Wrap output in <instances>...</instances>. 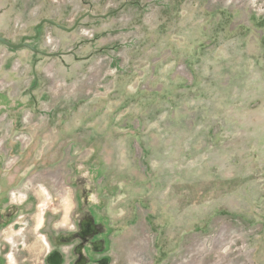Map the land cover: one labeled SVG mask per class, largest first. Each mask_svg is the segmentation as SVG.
Returning a JSON list of instances; mask_svg holds the SVG:
<instances>
[{
  "label": "rangeland",
  "instance_id": "1",
  "mask_svg": "<svg viewBox=\"0 0 264 264\" xmlns=\"http://www.w3.org/2000/svg\"><path fill=\"white\" fill-rule=\"evenodd\" d=\"M47 18H82L77 47L100 50L70 80L44 70L40 103L0 116V264L8 251L49 264L56 249L69 264L95 214L110 237L93 264H264V0H0V37L21 42ZM54 28L30 44L60 52ZM10 52L0 43V64Z\"/></svg>",
  "mask_w": 264,
  "mask_h": 264
},
{
  "label": "crops",
  "instance_id": "2",
  "mask_svg": "<svg viewBox=\"0 0 264 264\" xmlns=\"http://www.w3.org/2000/svg\"><path fill=\"white\" fill-rule=\"evenodd\" d=\"M41 28L42 26L40 27V29ZM46 29L43 28L42 31L46 32ZM54 29H57L58 32L55 30L51 32L54 34L55 37L61 39V51L57 52L61 54L60 56H50L48 54H54V53H50L42 49L40 50L43 53L38 55H36L35 53L30 55L29 52H25V50H29L27 48H23L25 50L11 49L9 56L6 57V60L0 64V77L3 79V81H8V82L12 81L11 82L12 86L0 90V116L4 113L7 114V117L12 116L10 115L11 112H15V111L23 112L25 108L37 106L40 103L41 98L38 99L37 96H39L40 93L41 95H44L46 93L42 91L44 88V83L46 81L44 76L43 77L41 76V73H43L44 70L47 71L49 67L51 68L55 67L56 69L55 71L57 72V74H59L62 78L70 80L73 78V70H75L73 69V64L77 66L79 59L80 60L86 58L93 59L95 58V56H97L96 52L100 50L99 48L100 44L97 40L89 41V43L85 44L87 50L90 53L88 54V56H84L82 54L84 52L82 51V49L86 50V48H83L82 46L77 47L80 44L79 34H76L73 38V31H66L58 27ZM42 31L40 30L41 35H42ZM4 37L11 42L19 43L10 40L6 36ZM73 44H76L77 52L74 51L75 49H73ZM14 58L19 59L25 66V70L21 74L17 73L12 68V62ZM51 60L53 61L52 64L49 63ZM114 64H116V66L120 65V61L115 60ZM76 73L77 72L75 71L74 76L76 75ZM153 92L159 93L160 91L155 90ZM47 99L48 97L44 96V100L46 101ZM78 99H74V100L77 101ZM6 119L7 118H5V120ZM5 120H2L0 118V121H5ZM3 125H2L3 127L2 129L5 133H8L9 136L14 134L13 120L11 121V124L8 122L6 127H4ZM22 129H27V127L26 128L21 127L20 131L19 130L17 131L22 132L21 131ZM100 175H102V173H100Z\"/></svg>",
  "mask_w": 264,
  "mask_h": 264
},
{
  "label": "flooded vegetation",
  "instance_id": "3",
  "mask_svg": "<svg viewBox=\"0 0 264 264\" xmlns=\"http://www.w3.org/2000/svg\"><path fill=\"white\" fill-rule=\"evenodd\" d=\"M86 217V219L82 222L84 223L81 227L82 229V236L81 238L84 239L82 245H79V242L76 241L74 246L71 248V257L69 258V264H93L94 262L98 261V257L101 255L106 263H108V258L106 252L108 251L109 244L106 241H109L110 237V228L107 219H105L101 215H92L90 219ZM82 221V220H81ZM100 227V231L97 229ZM93 231V233H92ZM87 236H92L91 239L85 238ZM59 242V241H58ZM57 250V251H56ZM53 251L52 255H49L50 260L49 264H53L52 260L56 259L57 257L61 258L58 264L65 263V256L61 253L58 249ZM95 251L97 257L93 262L89 260L86 255V251ZM62 254V255H60ZM105 254V255H104ZM57 258V259H58ZM56 259V260H57ZM103 262L102 264H105Z\"/></svg>",
  "mask_w": 264,
  "mask_h": 264
},
{
  "label": "water",
  "instance_id": "4",
  "mask_svg": "<svg viewBox=\"0 0 264 264\" xmlns=\"http://www.w3.org/2000/svg\"><path fill=\"white\" fill-rule=\"evenodd\" d=\"M82 20V18H80L76 24L74 25V27H66L64 25H61L59 23H57L55 20L52 19H43L39 24L36 25L35 27V35L33 36H24L21 40V42L19 43H14L9 41L8 39H6L5 37H0V43L3 44L4 46L10 48V49H23V48H29L31 49L35 54H41L43 52H41V50H38L37 48H35L33 45L30 44L29 41L36 39L39 37V28L44 25L45 23L51 24L53 26H56L60 29L66 30V31H73L74 29H76V27L78 26L79 22ZM50 56H60V53H54V54H48Z\"/></svg>",
  "mask_w": 264,
  "mask_h": 264
},
{
  "label": "clouds",
  "instance_id": "5",
  "mask_svg": "<svg viewBox=\"0 0 264 264\" xmlns=\"http://www.w3.org/2000/svg\"><path fill=\"white\" fill-rule=\"evenodd\" d=\"M85 175H87V173H85ZM26 199H27V195L26 194L21 193L20 195H17L16 192H12L11 193V203H13V204H21ZM93 199H95V198H93ZM123 214H124V211L120 210V215H123ZM65 223L67 224V219H66ZM43 225H44V221H43V219H41L39 221V223L36 225V229L38 230L39 228L43 227ZM68 227L71 230H73V231L75 230V225L74 224H69ZM23 232H24V228L22 227V228L19 229L18 232H15L13 235L18 236V235H20ZM41 239L44 240L45 245L47 246V238H46V236L41 235ZM6 242L11 247H13V248L16 247V244H15V241L13 239V236H7L6 237ZM21 244H23V241H21ZM4 258H5L6 262H7V264H17V260H16L15 255H14V253L12 251H8Z\"/></svg>",
  "mask_w": 264,
  "mask_h": 264
},
{
  "label": "built area",
  "instance_id": "6",
  "mask_svg": "<svg viewBox=\"0 0 264 264\" xmlns=\"http://www.w3.org/2000/svg\"><path fill=\"white\" fill-rule=\"evenodd\" d=\"M49 43H52V41L49 42ZM177 69H178V71L180 72V74L182 76H184L186 79H190L189 78L190 76H189V74H188V72L186 70V67L184 65L183 66H178ZM0 85H2V84H0ZM107 91H110V89H107V87L104 85V87L102 86L101 90L98 91V92H96L94 96H99V95H101V94H103L104 92H107ZM26 117H28V115ZM26 119H24V121ZM27 122H28V120H27ZM20 137H22V136L21 135L17 136V141L21 144V147H22L23 146V143L21 141H19L20 140Z\"/></svg>",
  "mask_w": 264,
  "mask_h": 264
}]
</instances>
